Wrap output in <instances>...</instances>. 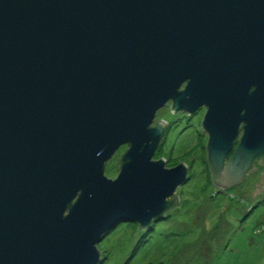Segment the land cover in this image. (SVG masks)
<instances>
[{
  "label": "water",
  "instance_id": "water-1",
  "mask_svg": "<svg viewBox=\"0 0 264 264\" xmlns=\"http://www.w3.org/2000/svg\"><path fill=\"white\" fill-rule=\"evenodd\" d=\"M169 101L208 107L216 187L264 166V0H0V264H100L116 224L162 220L189 174L153 158Z\"/></svg>",
  "mask_w": 264,
  "mask_h": 264
},
{
  "label": "rangeland",
  "instance_id": "rangeland-1",
  "mask_svg": "<svg viewBox=\"0 0 264 264\" xmlns=\"http://www.w3.org/2000/svg\"><path fill=\"white\" fill-rule=\"evenodd\" d=\"M201 115L173 113L155 117L168 125L154 159L166 167L184 163L187 180L175 191L178 203L165 217L141 229L131 221L116 224L98 243L100 264H264V190L249 198L260 170L229 189L216 187L207 162V138ZM121 146L105 165L115 178Z\"/></svg>",
  "mask_w": 264,
  "mask_h": 264
},
{
  "label": "flooded vegetation",
  "instance_id": "flooded-vegetation-1",
  "mask_svg": "<svg viewBox=\"0 0 264 264\" xmlns=\"http://www.w3.org/2000/svg\"><path fill=\"white\" fill-rule=\"evenodd\" d=\"M184 87H185V83L181 86V89H183ZM252 89H253V88H251V90H252ZM171 105H172V102L169 101V102L167 103V105H165V106H169L170 109H171ZM165 106H164V107H165ZM164 107H163V108H164ZM207 111H208V107H207V106H203V107H202L198 112H196V113H198L199 115H201V116H202V117H201V120H203V118H204V116H205V114H206ZM178 112L186 113L185 111H178ZM194 114H195V113H194ZM194 114H192V115H194ZM243 126H244V123L241 121L240 124H239V126H238V131H239L238 138H237V140L234 142L233 149L231 150V153L229 154V156H231V154L233 153V150L235 149V147H236L237 144H238V140H239V138H240V136L242 135L243 130H244ZM200 127H201V126H200ZM167 128H168V125H167ZM201 130H202V132H203L202 127H201ZM203 134H205L206 137H208V135L205 133V131L203 132ZM125 146H126V145H125ZM125 148H126L125 150H127L128 147L126 146ZM125 150L120 154V156L125 152ZM120 156H119V158H120ZM119 158H118V159H119ZM257 161H258V159H255V160L253 161L252 167H251V169H250L249 172H251V171L255 172V171L260 170V172H261V179L263 180L262 185H264V166H261V167H257V168H256L255 166H256Z\"/></svg>",
  "mask_w": 264,
  "mask_h": 264
},
{
  "label": "trees",
  "instance_id": "trees-1",
  "mask_svg": "<svg viewBox=\"0 0 264 264\" xmlns=\"http://www.w3.org/2000/svg\"><path fill=\"white\" fill-rule=\"evenodd\" d=\"M209 166V165H208ZM210 169V168H209ZM210 177H211V180H212V183H214V174H213V172L210 170ZM176 195V194H175ZM176 197H177V195H176ZM177 203H178V199H177ZM176 203V204H177ZM174 207V206H173ZM153 222H156V221H153ZM151 225V224H150ZM150 225L147 227V228H145V229H149L150 228Z\"/></svg>",
  "mask_w": 264,
  "mask_h": 264
}]
</instances>
